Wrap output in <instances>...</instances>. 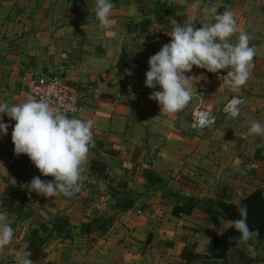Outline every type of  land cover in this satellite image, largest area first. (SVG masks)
I'll list each match as a JSON object with an SVG mask.
<instances>
[{
	"label": "crops",
	"instance_id": "0c3cea01",
	"mask_svg": "<svg viewBox=\"0 0 264 264\" xmlns=\"http://www.w3.org/2000/svg\"><path fill=\"white\" fill-rule=\"evenodd\" d=\"M165 1L176 7L157 21ZM194 2L118 0L110 16L115 23L101 29L95 0H0V103L25 101L35 77L65 76L81 97V110L70 118L94 121L89 161L105 165L104 174H82L74 198H29L24 185L40 173L26 155L14 154L9 127L0 136V211L14 235L0 251V264H17V252L27 250L35 234L45 238L44 258L35 264H264L263 221L249 226L258 234L243 247L231 234L224 257L219 241L234 220L225 207L257 192L264 198V136L249 135L253 122L264 125V0H201L198 9ZM205 7L234 13L256 47L255 67L239 92L193 67L186 73L195 77L192 100L175 114L159 115L144 84L148 59L170 42L173 20L214 23ZM231 95L246 97L234 117L222 111ZM197 107L211 111L214 126L190 128ZM4 122L15 123L7 116ZM17 192L21 207L13 201ZM6 202L19 211H9ZM55 220L63 229L53 228ZM187 247L201 259H183Z\"/></svg>",
	"mask_w": 264,
	"mask_h": 264
},
{
	"label": "clouds",
	"instance_id": "9594fccd",
	"mask_svg": "<svg viewBox=\"0 0 264 264\" xmlns=\"http://www.w3.org/2000/svg\"><path fill=\"white\" fill-rule=\"evenodd\" d=\"M200 4L201 0H195L192 8L198 9ZM114 7L113 0H95L93 10L101 29L110 28L115 23L110 19ZM203 11L214 14L215 22L207 24L201 21V26L196 27L194 21L186 20L181 24L173 20V28L167 32L170 42L148 59L144 84L153 90L148 99L157 102L159 115L175 114L192 100L195 77L186 73H191L193 67L217 74L224 85L236 92L246 85L255 67L256 47L249 46L250 36L238 29L234 13L225 10L218 14L215 7H205ZM237 31V42L232 43L230 38ZM225 70L226 75H220ZM125 74L131 76L133 70L125 69ZM156 88L160 90L155 91ZM231 114L237 115L235 111ZM205 115L201 113L200 126L213 123L212 119H205ZM5 116L15 122L14 126L4 122ZM93 124L91 119L70 118L43 96L39 99L28 96L19 103H0V136H7L9 127H12L14 154L17 157L26 155L40 173L24 185L29 198L31 193L46 199L58 194L74 198L81 192L82 174L88 170L90 148L95 147ZM249 135L264 136V125L253 122ZM235 209L239 219L230 220V223L238 235L232 238L243 247L257 236L258 230L248 225L246 204L237 201ZM13 235L14 228L6 222V213L0 211V251L11 243ZM31 256V251L19 250L17 264H35ZM209 264H212L211 259Z\"/></svg>",
	"mask_w": 264,
	"mask_h": 264
},
{
	"label": "built area",
	"instance_id": "2783aa9c",
	"mask_svg": "<svg viewBox=\"0 0 264 264\" xmlns=\"http://www.w3.org/2000/svg\"><path fill=\"white\" fill-rule=\"evenodd\" d=\"M65 76L51 72L39 77L33 78L29 82V87L26 92V99L28 96L47 97L49 102L54 107L66 112L70 117L81 110L80 95L66 84ZM120 97L116 95V99ZM246 102V97L231 95L222 106V111L230 117H234L231 113L237 110ZM201 113L206 114L205 119H212L213 123L205 126H200L198 121L201 119ZM216 123V118L210 110L202 107H197L191 114L189 126L194 131H200L211 128Z\"/></svg>",
	"mask_w": 264,
	"mask_h": 264
},
{
	"label": "trees",
	"instance_id": "16d2710c",
	"mask_svg": "<svg viewBox=\"0 0 264 264\" xmlns=\"http://www.w3.org/2000/svg\"><path fill=\"white\" fill-rule=\"evenodd\" d=\"M118 0H113V3L116 4ZM176 6L169 1H165L163 3H161L159 5L158 8V12H157V17L156 20L157 21H161V16L163 15H171L172 14V10L175 8ZM120 67V66H119ZM88 169L92 170V172L97 173V174H104L105 173V165L99 161H89L88 164ZM148 178L150 179V176H148ZM21 193L17 192L15 194V196L13 197V201L18 199L17 201L20 202V207L22 205V199H20ZM6 206L8 207L9 211L12 212H18V208H13L9 202L5 203ZM122 209V208H121ZM30 213H25L24 216H29ZM58 220H55L53 228L58 230V229H63V225H57ZM63 223V222H62ZM97 224V223H96ZM98 226V225H97ZM92 227L91 224L86 225L85 228L89 229ZM98 228H106V225H100ZM45 242V238L40 237L39 235L35 234L33 239L29 242L27 250L31 251L32 256L30 257L32 260L38 261V263H41L44 255L42 252V247L43 244ZM229 247L232 246L231 243H228ZM217 248V241L214 240L212 242L209 243L208 245V251L210 254L215 252V249ZM181 257L185 260H187L188 262L191 261H198L199 259H201V256L199 254L194 253L193 249L191 248H185L182 253H181Z\"/></svg>",
	"mask_w": 264,
	"mask_h": 264
},
{
	"label": "water",
	"instance_id": "95a60500",
	"mask_svg": "<svg viewBox=\"0 0 264 264\" xmlns=\"http://www.w3.org/2000/svg\"><path fill=\"white\" fill-rule=\"evenodd\" d=\"M242 203L246 204L248 207V225L252 226L256 221L264 222V198L260 192H257L250 196L248 199ZM226 213L232 217L234 220L239 219L235 205L225 207ZM235 233L233 226H231L221 237H220V256L224 257L228 238L231 234Z\"/></svg>",
	"mask_w": 264,
	"mask_h": 264
}]
</instances>
